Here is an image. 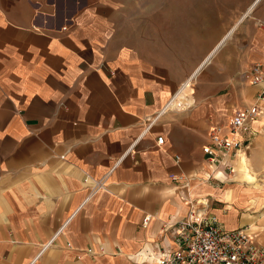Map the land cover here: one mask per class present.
Returning <instances> with one entry per match:
<instances>
[{
  "label": "crops",
  "instance_id": "1",
  "mask_svg": "<svg viewBox=\"0 0 264 264\" xmlns=\"http://www.w3.org/2000/svg\"><path fill=\"white\" fill-rule=\"evenodd\" d=\"M142 3L0 0V264H156L147 252L177 246L172 227L157 229L191 206L264 244V186L251 174L264 103L233 172L201 151L208 125L224 130L230 108L251 102L257 85L242 72L264 60V29L239 28L208 58L223 34L203 49L155 25L153 3L139 15ZM188 79L168 105L190 104L154 117ZM83 172L104 187L88 195Z\"/></svg>",
  "mask_w": 264,
  "mask_h": 264
},
{
  "label": "built area",
  "instance_id": "2",
  "mask_svg": "<svg viewBox=\"0 0 264 264\" xmlns=\"http://www.w3.org/2000/svg\"><path fill=\"white\" fill-rule=\"evenodd\" d=\"M242 75L249 84L257 85L251 102L230 108L224 130H221L219 123L208 125L206 131L208 141L201 145L206 162L212 166V170L215 169V172L219 170L224 173L233 172V160L247 145L251 134L250 123L263 111L264 60H251ZM183 82L154 117L163 110L182 109L190 104L191 100L181 106L168 105L172 96L184 84ZM156 142H161L160 135L156 136ZM131 146L132 144H129L125 151H128ZM176 158L177 155H175ZM104 176L93 177L83 172L81 181L87 185L88 195L104 187ZM169 176L175 178L173 174ZM148 218L149 214L144 213L141 224H145ZM167 228H171V236L177 246L164 248L154 253L147 252L149 257H154L156 264H264V244L256 241L248 225L224 228L219 225L213 214H207L201 207L191 206L185 216L164 221L157 229L160 238L164 237V231ZM58 229L48 241L52 240ZM85 250L90 252L91 248L87 247Z\"/></svg>",
  "mask_w": 264,
  "mask_h": 264
},
{
  "label": "rangeland",
  "instance_id": "3",
  "mask_svg": "<svg viewBox=\"0 0 264 264\" xmlns=\"http://www.w3.org/2000/svg\"><path fill=\"white\" fill-rule=\"evenodd\" d=\"M143 1L138 6V14L145 15L146 9L153 3L155 25H162L174 31L183 32L189 39H201L202 48L213 44L219 37L217 44L210 51L208 58L225 40H236L239 28L250 30L254 27L264 29V20H258L257 14H264V0H138ZM133 9V6H130ZM245 15V16H244ZM244 16V17H243ZM243 19L237 23L241 18ZM235 22V23H234ZM234 23V24H233ZM233 24V25H232ZM259 133H264V116L257 126ZM257 133V132H256ZM264 144V140L262 142ZM262 153V152H261ZM249 155V149L246 152ZM262 167L251 171L252 183L258 182L264 186V155L260 156ZM242 176V163L239 166ZM261 178V179H260ZM256 184L260 186V184Z\"/></svg>",
  "mask_w": 264,
  "mask_h": 264
},
{
  "label": "bare ground",
  "instance_id": "4",
  "mask_svg": "<svg viewBox=\"0 0 264 264\" xmlns=\"http://www.w3.org/2000/svg\"><path fill=\"white\" fill-rule=\"evenodd\" d=\"M257 1V0H256ZM205 64V63H204ZM192 76H193V74H192ZM189 82V79L188 80H186L185 82H184V84L181 86V88H183L187 83ZM262 115V114H261ZM258 118V117H257ZM256 118V119H257ZM233 170H234V168H233Z\"/></svg>",
  "mask_w": 264,
  "mask_h": 264
}]
</instances>
